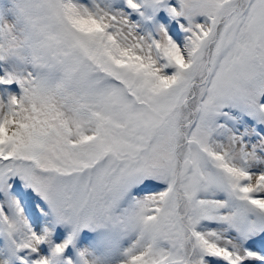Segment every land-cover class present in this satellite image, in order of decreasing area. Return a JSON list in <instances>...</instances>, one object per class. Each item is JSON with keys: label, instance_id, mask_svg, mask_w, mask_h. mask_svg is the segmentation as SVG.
Instances as JSON below:
<instances>
[{"label": "snow or ice", "instance_id": "snow-or-ice-1", "mask_svg": "<svg viewBox=\"0 0 264 264\" xmlns=\"http://www.w3.org/2000/svg\"><path fill=\"white\" fill-rule=\"evenodd\" d=\"M0 264H264V0H0Z\"/></svg>", "mask_w": 264, "mask_h": 264}]
</instances>
